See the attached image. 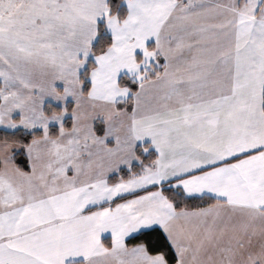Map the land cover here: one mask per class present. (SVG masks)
<instances>
[{"label": "snow or ice", "instance_id": "6c2138e0", "mask_svg": "<svg viewBox=\"0 0 264 264\" xmlns=\"http://www.w3.org/2000/svg\"><path fill=\"white\" fill-rule=\"evenodd\" d=\"M0 264H264V0H0Z\"/></svg>", "mask_w": 264, "mask_h": 264}]
</instances>
